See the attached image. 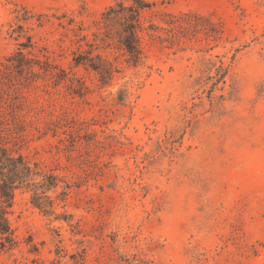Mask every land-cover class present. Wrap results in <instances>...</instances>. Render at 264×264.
<instances>
[{"label": "rangeland", "instance_id": "rangeland-1", "mask_svg": "<svg viewBox=\"0 0 264 264\" xmlns=\"http://www.w3.org/2000/svg\"><path fill=\"white\" fill-rule=\"evenodd\" d=\"M117 1L0 0V105L59 177L49 214L16 193L0 264H264V0H144L138 68L111 37L81 43L109 62L102 83L71 40Z\"/></svg>", "mask_w": 264, "mask_h": 264}, {"label": "trees", "instance_id": "trees-1", "mask_svg": "<svg viewBox=\"0 0 264 264\" xmlns=\"http://www.w3.org/2000/svg\"><path fill=\"white\" fill-rule=\"evenodd\" d=\"M124 0L117 1L115 5L109 7L103 14L102 20L104 27L99 26L98 31L93 33V41H90L88 35H82L76 30H73L77 40H71L77 44V51L74 53L73 68H88L90 67L101 76V82L112 76V71L108 68L109 62L101 56L93 57V50L97 46L98 41H102V36L113 38L118 41V50L124 52L127 57L129 67L138 68L143 63L145 57L144 36L147 35L155 38L156 35L151 34L154 31V24L145 26L144 14L152 10V5L144 0H134L131 6H125ZM179 31L188 30L186 26H178ZM175 28L171 29L172 38L176 39ZM79 31H83L82 28ZM161 39V37H157ZM82 42H85L89 50H84ZM98 59L100 63L96 62ZM11 63V61H9ZM44 72L50 75L52 79L58 77L53 67L49 62H45ZM5 69H21L24 66L20 62L18 65H4ZM32 66L29 68L31 74ZM218 71L224 72V64L222 63ZM65 74L64 71H60ZM35 75V74H34ZM221 77H224L221 75ZM72 85L77 82L81 88L84 84L77 79L70 80ZM61 81H56V85ZM86 89V87H85ZM9 96V94H7ZM19 107L11 101V98L6 99L0 105V252L10 253L19 246V241L15 235L9 222V215L14 207L16 193L25 190L33 192L31 204L41 212L49 214L54 208V201L48 196L49 192L57 190L59 187V177L53 173L40 171L39 164H32L27 157L21 153L23 145L27 141L26 132L27 123L20 119L17 111ZM9 112V114H8ZM39 131V129H36ZM41 179V180H39ZM37 251V247L33 249ZM31 250V251H33ZM75 264H80L75 262Z\"/></svg>", "mask_w": 264, "mask_h": 264}]
</instances>
